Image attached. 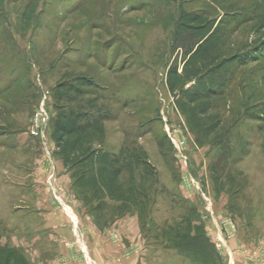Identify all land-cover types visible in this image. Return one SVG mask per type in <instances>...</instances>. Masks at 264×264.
I'll use <instances>...</instances> for the list:
<instances>
[{
    "label": "rangeland",
    "instance_id": "374dc122",
    "mask_svg": "<svg viewBox=\"0 0 264 264\" xmlns=\"http://www.w3.org/2000/svg\"><path fill=\"white\" fill-rule=\"evenodd\" d=\"M181 4L230 22L231 46L260 38L264 0H0V246L20 249L31 264H264V122L244 115L264 103V70L241 68L216 102L231 140L198 145L167 87L190 43L177 34ZM64 75L99 85L111 114L107 149L141 146L157 167L144 224L134 214L100 229L74 191L53 139ZM44 104L49 123L34 137ZM54 210L71 220L66 242L51 225ZM181 223L192 236L201 226L203 245L166 248L164 231ZM106 246L120 253L107 257Z\"/></svg>",
    "mask_w": 264,
    "mask_h": 264
},
{
    "label": "trees",
    "instance_id": "16d2710c",
    "mask_svg": "<svg viewBox=\"0 0 264 264\" xmlns=\"http://www.w3.org/2000/svg\"><path fill=\"white\" fill-rule=\"evenodd\" d=\"M229 23L188 12L180 5L178 38L189 36L190 43L185 47L182 64L169 68L167 87L177 98V108L186 117L200 146L225 145L231 140L222 117L214 111L216 102L228 93L241 68L257 62L264 70V22L256 30L260 38L250 48L229 44L226 31ZM98 89L93 78L83 75H64L57 84L54 90L57 115L53 120L57 155L72 173L73 189L82 196L84 206L100 229L134 214L144 224L156 204L158 169L141 146L123 147L118 152L106 148L105 121L111 114L100 104ZM244 115L264 122V103L260 108L247 107ZM160 147L163 149L162 144ZM196 230L197 234L192 236L183 223L167 227L165 247L203 245L202 227L197 226ZM0 264L31 263L20 249L4 245L0 246Z\"/></svg>",
    "mask_w": 264,
    "mask_h": 264
},
{
    "label": "crops",
    "instance_id": "0c3cea01",
    "mask_svg": "<svg viewBox=\"0 0 264 264\" xmlns=\"http://www.w3.org/2000/svg\"><path fill=\"white\" fill-rule=\"evenodd\" d=\"M51 218H52L51 219V221H52L51 225L54 226L55 230L61 236L63 241L66 242L69 239L73 238V235L71 234V228L68 227L71 223L70 222L71 220L67 217V215L61 213L60 211L58 212V211L54 210V213H53ZM74 221H76V218L74 219ZM67 251H69V250L67 249ZM114 251H115V247H113V246H106V248H104V250H103L104 255L107 257H111V258H112L111 255H115V254L118 255V253H120V252L115 253ZM104 255H103V258H104ZM121 259H122V261H121ZM126 260H127L126 258L124 259L123 257H121V258L117 257V262L119 264L127 263ZM129 260H131V259H129ZM59 263H61L60 260H59V262H56V264H59Z\"/></svg>",
    "mask_w": 264,
    "mask_h": 264
},
{
    "label": "built area",
    "instance_id": "2783aa9c",
    "mask_svg": "<svg viewBox=\"0 0 264 264\" xmlns=\"http://www.w3.org/2000/svg\"><path fill=\"white\" fill-rule=\"evenodd\" d=\"M48 123H49V114H48L46 107H45V104H44L38 109V112H37L35 118L33 119V124H32V127L30 129L31 135L34 137L35 136H38V137L43 136ZM223 246H225V243H224V239L221 238L219 247L222 248Z\"/></svg>",
    "mask_w": 264,
    "mask_h": 264
}]
</instances>
